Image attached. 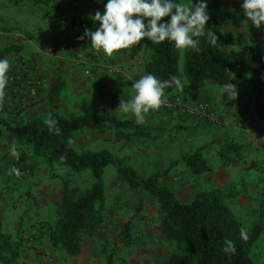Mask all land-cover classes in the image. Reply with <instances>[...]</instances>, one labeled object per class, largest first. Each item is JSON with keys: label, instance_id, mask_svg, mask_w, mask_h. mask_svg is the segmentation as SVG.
I'll return each instance as SVG.
<instances>
[{"label": "crops", "instance_id": "0c3cea01", "mask_svg": "<svg viewBox=\"0 0 264 264\" xmlns=\"http://www.w3.org/2000/svg\"><path fill=\"white\" fill-rule=\"evenodd\" d=\"M219 2L226 11H229L234 10L233 4L238 7L241 0H219ZM38 4L40 8L34 10L31 17L28 16L32 20L29 22L25 21L21 13L19 15L12 12L14 9L19 11L20 5L28 6L25 1L17 4L5 0L0 4V48L13 43L22 47L23 52L20 61L12 55L9 56L11 67L8 73L16 70L19 81L13 84L8 82L4 101L0 104V121L4 120L12 126H21L33 117L44 118L51 110L56 111L50 108L57 103L60 104L57 102V97H63L61 101L63 106L72 104L76 109L81 107L82 110L78 115L85 110L92 112L110 110L117 116L123 114L125 119L137 121L133 114H124L119 106L121 101L126 102L134 95L132 81L128 78L138 79L140 75L146 73L145 63L150 60L152 47L145 44L132 59L114 53L111 57L106 55L101 60L93 59L91 62L80 63L74 56L75 50L84 53L92 48L89 43L84 44L81 39L76 40L80 31L78 19L84 17L88 24H91L93 21L91 17L96 11L103 13V5L99 9V5L93 0H42ZM239 14H242L243 18L246 17L242 12ZM243 18H233L225 23L222 42L224 48L235 49L244 44L264 45V30H258L256 26L251 27L250 24L244 28L245 24L240 22ZM49 32L57 34L62 42L67 41V43L63 42L67 44L66 49H62L59 45L58 48L50 51L47 48L37 47L32 42V46L29 45L30 36L45 39L47 42ZM110 62L120 63L123 71L117 74L110 73L106 69ZM28 66L30 68L25 69ZM178 67V80L172 91H165L166 97L178 98L181 103L187 105L207 101L217 118L195 117L179 112L176 121L180 127L170 131L166 157L182 160L184 155L201 149L202 156L210 166V170L202 174L205 178H211L212 189L234 192L230 208L245 228L252 227L257 222L261 223L263 228L255 243L261 239L258 249L262 251L264 250V120L256 118L254 92L244 80L239 83L238 95L234 99H227V96L222 98L219 87L211 80L204 81L201 87L194 91L183 72V65L180 66V59ZM85 69H88L90 75L82 79L81 73ZM30 78L38 79L39 84L26 85ZM54 81L60 83L64 81V84L72 90V94L63 90L60 95L50 98V84ZM65 85L62 86L63 89ZM154 111L150 110V113L144 114L145 119L141 124L154 126H144L152 131V138L158 130L156 126L160 127L154 123L157 119L149 116ZM110 131L112 130L84 129L72 140L75 141L78 134L89 132L102 133L100 138L106 140ZM4 139L10 141L12 137L0 122V183L2 182L0 189H3L0 193V205L5 199L4 193L11 190L8 185L12 183L11 179H7L9 172L5 164L8 156L4 157L7 152ZM229 143H237L241 146L239 159L231 163H222L219 152ZM102 148L128 164L126 158L119 154L115 155L110 147L104 145ZM128 165L135 168L131 164ZM31 169H34L33 166ZM28 181H32V177L27 178ZM27 185V191L36 189ZM0 214L3 216L1 210ZM3 219L4 228L8 217L3 216Z\"/></svg>", "mask_w": 264, "mask_h": 264}, {"label": "trees", "instance_id": "16d2710c", "mask_svg": "<svg viewBox=\"0 0 264 264\" xmlns=\"http://www.w3.org/2000/svg\"><path fill=\"white\" fill-rule=\"evenodd\" d=\"M180 1L178 0L179 3ZM242 2L243 0L231 11L217 12L208 6L210 19L204 31L206 34L215 32L218 40L213 45L206 36L200 37L198 51L185 49L183 72L194 91L206 80L213 81L220 89L228 82L230 75L228 71L235 74V79L231 83L237 87L244 75H249V85L254 92V109L258 119L264 120V48H254L247 44L235 49L222 46L225 23L233 18H243V15L239 14ZM96 27L97 22L92 25L91 30L94 31ZM147 40L146 37L142 38L138 45L120 49L116 53L132 59L145 44H149L152 53L150 60L145 63V72L156 75L162 81H173L170 87L165 88L166 92H170L174 89L179 76V49L173 42L153 44ZM13 50L12 46L0 48V59ZM55 94L56 87L53 86L50 98ZM221 97L226 96L221 94ZM50 117L58 121L59 132L55 129L49 130L45 121ZM0 122L11 136L31 145L33 153L44 158L51 172L56 168L68 172L89 169L92 174L94 181L84 191L64 187L60 213L53 224L46 221L38 222L49 226L48 239L53 246H59L73 255L81 251L82 233L95 230L103 221L106 195L102 177L105 168L113 165L130 188L144 190L158 199L163 215L161 231L173 245L169 256L160 264H256L250 252L263 227L257 222L247 230L237 219L228 201L232 199L234 192L219 189L202 190L189 201L180 200L164 182L170 167L163 172L140 177L134 167L125 164L106 149L78 152L72 145V138L84 129L129 130L134 135L149 137V128L129 119L117 117L110 110L99 112L85 110L73 118L51 110L46 117H33L21 126L9 125L4 120ZM240 152L239 144L229 143L220 150L219 157L222 163H231L239 159ZM181 159L194 174L210 170L201 149L184 155ZM242 229L248 233L246 241L240 238ZM227 240L233 241L234 252L224 250ZM37 244H40L39 237L34 239V244L26 245L22 232L17 231V234L4 232L0 217V264H12L21 251L26 250L28 254L36 251ZM36 254H41V251L37 250Z\"/></svg>", "mask_w": 264, "mask_h": 264}, {"label": "rangeland", "instance_id": "374dc122", "mask_svg": "<svg viewBox=\"0 0 264 264\" xmlns=\"http://www.w3.org/2000/svg\"><path fill=\"white\" fill-rule=\"evenodd\" d=\"M4 1L0 0V4L4 3ZM10 1L17 4L25 1L28 4V6L20 5L19 11L14 9L15 12H12L19 15L21 13L25 21L29 22L32 20L28 16L31 17L34 10L40 8L38 3L42 0ZM93 2L99 5V9L103 5L102 10L104 11V2L102 0L100 2L93 0ZM180 3L187 4L189 0H181ZM193 4H195V0H193ZM220 4L219 0H207V5L213 11H226ZM233 5L235 9L237 5ZM240 12L244 13L243 9ZM84 20L86 21V26L80 27L76 40L81 39L84 44L89 43L90 48L93 50L90 49L84 53L79 52L78 49L75 50L74 56L76 60L80 63H85L91 62L93 59H104L106 54L103 50L97 52L92 47L90 40L84 36L85 29L91 30L95 22L91 21V24H88L87 19L84 18ZM240 22L245 24L244 28H247L249 24L251 27L255 26L250 18L247 17H244ZM257 29L264 30V23L260 27H257ZM48 38L49 40L46 42L45 39L30 36L29 45L32 46L33 43L37 47L47 48L50 51L56 47L58 48L59 45L60 47L62 45L67 46V41H63L66 42L63 43L61 38L53 32H49ZM10 46L14 50L7 53V56L5 55L4 58L9 59V56L12 55V57L20 61L23 58L22 47L13 43L7 47ZM253 47L264 48V45ZM184 52L185 49H180V66L181 64L183 65ZM29 68L30 66L25 67V69ZM106 69L112 74L123 71L122 65L117 62L108 63ZM13 72H15L14 80L10 81L8 79V82L12 84L19 81L17 71L13 70ZM10 74L12 72L8 73V75ZM89 75L88 69H85L82 70L80 78L84 79ZM36 80L38 81L37 83ZM242 80L249 83V75H244ZM25 84L28 86L38 85L39 80L30 78ZM63 85H65L64 81L63 83L54 81L50 84L51 88L53 86L56 87V94L54 96L60 95L63 90L72 94L69 86L65 85L63 89ZM57 98V102H60V104L57 103L50 109H55L58 113L60 112L68 118L77 116L82 110L81 107L79 109L74 108L72 104L71 106L66 104L63 106L61 103L63 97ZM154 110L149 116L156 118L157 120L154 123L158 124V126L160 125V127L156 126L158 130L155 131L156 135L154 138H152L151 130L149 131V137L144 138L132 134L131 131L112 130L108 132L109 138L106 140L100 138V134L102 133L93 134L89 132L78 134L75 141L72 140V145L78 152L99 151L104 149L102 147L106 145L114 151L115 155L119 154L126 158V163L135 166L140 177L149 176L154 172H163L167 167H170L164 177V182L180 200L189 201L202 190H213L210 177L205 178L203 174L192 173L179 158L166 157L170 131L180 127L178 121H176V117L180 114V111L175 107H160ZM117 117L124 118V115L118 114ZM256 118L260 120L257 115ZM134 123L138 122L134 121ZM144 126L154 127L153 125ZM11 137L12 140L10 141L3 140V143L6 142L7 144V152H5L4 156H8L5 164L7 172H9L7 179H11L12 183L8 185V188L11 190L4 193L5 199L0 205L3 216L8 217L6 226L3 228L4 219L0 214L2 230L11 234H17V231L22 232L26 245L34 244V239L38 237L40 239V244H37L36 251H31L29 254L25 252L26 250L21 251L18 258L12 264H160V262L169 256L173 245L161 231L160 224L163 215L160 211L157 197L144 190L130 188L126 181L118 175L113 165H108L105 168L102 177L106 195L105 209L102 214L103 221L96 226L95 230L82 233L81 251L73 255L59 246H53L48 239L49 226L41 225L38 222L46 221L48 224H53L56 221L60 213V202L64 187L84 191L91 186L94 179L89 169L79 172H68L56 168L51 172L44 158L39 154L33 153L31 145L13 136ZM105 141L108 142L106 143ZM12 147H16L19 152L18 158L11 155L10 149ZM31 166L34 169H31ZM14 169L18 170L19 174ZM31 177L33 182L28 181V183L27 178ZM32 183L34 184L32 185ZM27 184L36 189L32 191L29 189L27 191ZM1 185L2 182L0 183ZM1 192H3V189H0ZM228 201L230 202L231 200L229 199ZM10 218L15 219L11 220ZM250 228L246 227L247 230H250ZM259 241L253 245L250 256L254 263L263 264L264 250L258 249ZM37 250H40L41 254L37 255Z\"/></svg>", "mask_w": 264, "mask_h": 264}, {"label": "clouds", "instance_id": "9594fccd", "mask_svg": "<svg viewBox=\"0 0 264 264\" xmlns=\"http://www.w3.org/2000/svg\"><path fill=\"white\" fill-rule=\"evenodd\" d=\"M100 2V0H97ZM244 14L251 22L260 27L264 23V0H243L241 5ZM207 0H189L182 4L178 0H107L104 11L99 10L91 17L98 27L85 29L92 47L111 57L120 49H127L138 45L142 38H148L153 44L164 41L173 42L178 49L199 50L200 37L206 36L211 44L217 42L215 32L205 33L206 23L209 21ZM167 17L168 19H163ZM84 38V37H81ZM10 61L0 59V104L5 98L8 86V72ZM228 82L220 88V93L227 99H234L238 95L237 86L231 81L235 74L229 72ZM132 81L134 95L126 102L121 101L120 109L124 114H133L138 123H142L146 113L159 109L166 101L165 88L173 81H162L156 75L144 73ZM49 130L59 132L58 121L51 117L45 121ZM14 157H19L16 147L10 149ZM14 171L19 174L18 170ZM240 238L248 239V233L243 229ZM225 251H235L233 241L227 240Z\"/></svg>", "mask_w": 264, "mask_h": 264}, {"label": "built area", "instance_id": "2783aa9c", "mask_svg": "<svg viewBox=\"0 0 264 264\" xmlns=\"http://www.w3.org/2000/svg\"><path fill=\"white\" fill-rule=\"evenodd\" d=\"M80 27L83 28L86 26V21L83 17L78 19ZM67 46L62 45L61 48L65 49ZM15 72H12V74L8 75V79L10 81L14 80ZM163 108H177L180 112H183L188 115H192L195 117H204V118H217L215 116L214 111L212 110L211 106L206 101H201L199 103L193 104V105H187L184 103H181L178 98H168L166 97L165 103L161 106Z\"/></svg>", "mask_w": 264, "mask_h": 264}]
</instances>
